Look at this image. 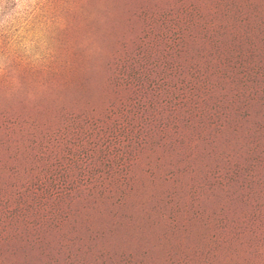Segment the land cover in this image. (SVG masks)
I'll return each instance as SVG.
<instances>
[{
  "label": "rangeland",
  "instance_id": "obj_1",
  "mask_svg": "<svg viewBox=\"0 0 264 264\" xmlns=\"http://www.w3.org/2000/svg\"><path fill=\"white\" fill-rule=\"evenodd\" d=\"M69 7L65 102L0 105V264H264V0Z\"/></svg>",
  "mask_w": 264,
  "mask_h": 264
},
{
  "label": "clouds",
  "instance_id": "obj_2",
  "mask_svg": "<svg viewBox=\"0 0 264 264\" xmlns=\"http://www.w3.org/2000/svg\"><path fill=\"white\" fill-rule=\"evenodd\" d=\"M69 4L70 0H0V105L31 108L65 102L59 86L44 74L59 55L57 38L67 27ZM97 19L106 24L103 14ZM79 47L93 61L94 69L102 71L108 52L101 40L86 36ZM22 68L41 75L22 78Z\"/></svg>",
  "mask_w": 264,
  "mask_h": 264
}]
</instances>
